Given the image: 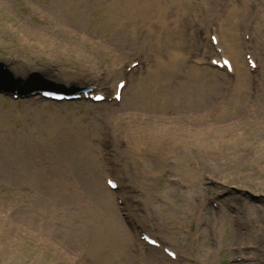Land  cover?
<instances>
[{
  "label": "rangeland",
  "instance_id": "374dc122",
  "mask_svg": "<svg viewBox=\"0 0 264 264\" xmlns=\"http://www.w3.org/2000/svg\"><path fill=\"white\" fill-rule=\"evenodd\" d=\"M129 2L0 0V76L4 66L9 79L29 89L45 83L72 90L93 85L101 74L112 96L121 66L111 52L132 58L124 69L134 61L144 69L143 79L140 69L127 79L120 103L0 94V264H264V7L240 20L238 44L230 46L238 56L225 46L218 53L232 61L234 73L210 66L205 78L217 91L186 109L205 115L221 104V115L203 124L212 169L205 170L199 202L177 182L184 169L177 152L161 162L160 150L137 151L127 141L138 126L131 115L176 118L181 112H160L163 104L151 90L147 102L136 98V87L151 82L144 63L156 65L158 58L130 37L132 26L144 31L140 16L117 15ZM200 3H169L166 14L189 6L192 18ZM201 33L198 40L208 47L216 34ZM251 35L260 53L243 46ZM249 54L261 68L249 67ZM161 128L166 136L177 131L175 123ZM108 178L120 184L118 191L108 188ZM137 225L177 259L140 246Z\"/></svg>",
  "mask_w": 264,
  "mask_h": 264
},
{
  "label": "bare ground",
  "instance_id": "6f19581e",
  "mask_svg": "<svg viewBox=\"0 0 264 264\" xmlns=\"http://www.w3.org/2000/svg\"><path fill=\"white\" fill-rule=\"evenodd\" d=\"M125 1L131 2L123 6V12L119 8L117 15L125 13L140 16L139 24L144 26L142 33L137 26H132L130 33L132 41L155 53L158 58L156 65L148 64L147 66V62L144 63L148 74H151L149 78L151 82L136 87V98L147 102L146 96L148 90H151V97L163 104L164 108H158L160 112H167L168 108L175 111L181 110L177 113L176 118L147 116L146 119H142L136 114L131 115L138 126L134 136L127 141L137 151L142 152L143 148L148 146H153L157 151L160 150L163 156L157 158L161 162L167 161L172 154L177 152L184 165L181 174L177 175L179 177L177 181H181L187 188L189 187L194 199L202 202L204 190L202 182L206 177L205 170L212 169V164L207 162L204 157L207 151L202 145L205 137L203 124L205 120L217 119L221 115V104H214L212 110L205 115L187 114L186 109H194L198 102L207 96V93L213 95L217 91L214 82L207 83L205 77L206 71L209 69V58H211L212 65L213 60L219 56L218 52L212 43L205 47L204 41L200 43L198 39H200L201 30H204L205 36L210 32H214L212 35L219 34L218 47L223 52H225L224 46L229 48L230 57H237L239 53L230 51V46L238 44L236 36L241 33L240 29L243 27V22L240 20L244 15L249 14V9L253 8L255 12L260 11V7H264L261 5L263 0H228L226 5H223V0H200L199 5L192 7V18L187 13L189 6L181 7L178 14H166L169 3H175L179 8L183 0H160L162 6L159 9L156 7V0H145L144 6L141 5L140 0ZM153 10H156L157 13ZM229 38L230 40L227 41ZM252 41L254 42V39L251 35L250 42L243 43V46L255 54L260 53L262 47L258 49L256 45L252 44ZM228 42L229 45H226L225 43ZM111 55L114 59L113 64L119 63L121 66L119 74L116 75V78L118 77L117 79L120 80L118 84L128 78L132 80L138 76L141 79L144 78L142 77L144 69L141 63L137 68V70L140 69L137 72L139 75L136 76L135 70L131 75L124 67L132 58L121 59L114 52H111ZM234 67L232 65V68ZM262 68L264 70V66ZM238 80L240 79L238 78ZM91 82L97 88H106L107 86V84L101 83V74L93 77ZM171 84H177V87L174 92L167 93ZM117 85L114 86L115 92ZM126 90L127 86L123 91L124 95ZM172 123L177 126L176 134L166 136L161 127H167ZM187 144H191L190 148L187 147ZM154 170L155 168L151 167V171ZM198 207H201V209H197L200 214L203 206L200 204ZM137 231L139 232L140 228ZM133 241H135V236ZM140 246L143 244L141 243Z\"/></svg>",
  "mask_w": 264,
  "mask_h": 264
}]
</instances>
